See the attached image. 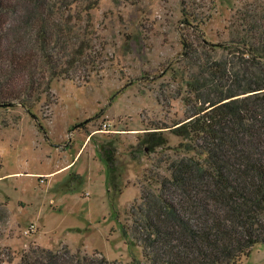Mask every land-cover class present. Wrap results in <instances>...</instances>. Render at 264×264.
I'll return each mask as SVG.
<instances>
[{"label":"rangeland","instance_id":"obj_1","mask_svg":"<svg viewBox=\"0 0 264 264\" xmlns=\"http://www.w3.org/2000/svg\"><path fill=\"white\" fill-rule=\"evenodd\" d=\"M249 4L255 0H99L91 14L102 68L87 81L53 80L32 114L20 105L0 108V246L13 255L5 264H17L32 245L146 264L122 226L150 172L168 175L160 161L186 143L172 130L185 118L184 82L195 70L181 56L182 38L198 37L201 59L229 60L220 46ZM154 126L162 127L163 148L141 141ZM107 144L115 151L114 186L102 154ZM240 264H264V244Z\"/></svg>","mask_w":264,"mask_h":264},{"label":"trees","instance_id":"obj_2","mask_svg":"<svg viewBox=\"0 0 264 264\" xmlns=\"http://www.w3.org/2000/svg\"><path fill=\"white\" fill-rule=\"evenodd\" d=\"M98 2L0 0V108L20 105L32 114L53 80L87 81L102 68L91 14ZM197 42L182 38L181 56L195 68L184 82L185 118L172 129L186 140L183 151L160 161L168 175L150 172L122 226L146 264H240L264 244V0L237 15L232 37L220 46L229 60L201 59ZM152 128L141 141L163 148L162 127ZM114 152L110 144L102 148L112 186ZM12 256L0 246V264ZM17 264L117 262L66 245H32Z\"/></svg>","mask_w":264,"mask_h":264}]
</instances>
